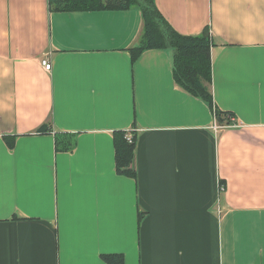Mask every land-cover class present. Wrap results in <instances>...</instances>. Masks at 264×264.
<instances>
[{"label":"crops","instance_id":"crops-1","mask_svg":"<svg viewBox=\"0 0 264 264\" xmlns=\"http://www.w3.org/2000/svg\"><path fill=\"white\" fill-rule=\"evenodd\" d=\"M154 2L180 34L209 28V88L237 126L215 134L171 50L132 62L138 7L0 0V264H264V0ZM118 130L135 177L115 170Z\"/></svg>","mask_w":264,"mask_h":264},{"label":"trees","instance_id":"trees-1","mask_svg":"<svg viewBox=\"0 0 264 264\" xmlns=\"http://www.w3.org/2000/svg\"><path fill=\"white\" fill-rule=\"evenodd\" d=\"M51 11L75 10H122L136 6L141 11L142 27L137 45L130 49L132 62L148 48L171 50L172 75L175 83L183 90L204 101L217 116L220 123H227L232 113L220 111L214 104L209 88L212 76L210 49L215 44L209 28L195 35H183L175 31L157 9L154 0H48ZM41 125L38 130H44ZM128 130L113 133L115 170L119 174L135 177L133 157L135 135L132 141L126 140ZM9 148H13L14 138L5 137ZM55 148L70 151L74 148L73 135L55 134ZM105 264H124L122 253L112 252L101 255Z\"/></svg>","mask_w":264,"mask_h":264},{"label":"built area","instance_id":"built-area-1","mask_svg":"<svg viewBox=\"0 0 264 264\" xmlns=\"http://www.w3.org/2000/svg\"><path fill=\"white\" fill-rule=\"evenodd\" d=\"M41 64L43 66V68L47 71L50 70L51 68V63L49 60H46V59H43L41 60ZM217 116L214 115V118H213V123L211 125V128L213 129V131L215 132V134L219 131H221L223 128H228V127H235L237 126V121L235 119V117L233 115H228L227 117V120L228 122L227 123H220L218 120H217ZM132 136H133V133L131 130L128 131L127 135L125 136L126 137V140L128 142H131L132 141Z\"/></svg>","mask_w":264,"mask_h":264},{"label":"rangeland","instance_id":"rangeland-1","mask_svg":"<svg viewBox=\"0 0 264 264\" xmlns=\"http://www.w3.org/2000/svg\"><path fill=\"white\" fill-rule=\"evenodd\" d=\"M228 128H230V127H228ZM223 129H227V128H223Z\"/></svg>","mask_w":264,"mask_h":264}]
</instances>
